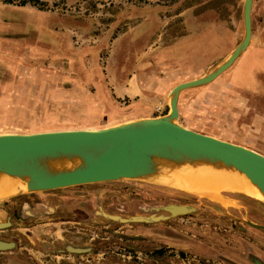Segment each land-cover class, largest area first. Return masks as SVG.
Listing matches in <instances>:
<instances>
[{
	"label": "rangeland",
	"instance_id": "374dc122",
	"mask_svg": "<svg viewBox=\"0 0 264 264\" xmlns=\"http://www.w3.org/2000/svg\"><path fill=\"white\" fill-rule=\"evenodd\" d=\"M18 1L0 0V134L162 115L170 88L209 72L243 31V0ZM177 110L178 124L264 155V0L251 2L246 48L182 89ZM158 178L0 194V264H264L254 187L205 198ZM168 204L187 211L162 217Z\"/></svg>",
	"mask_w": 264,
	"mask_h": 264
},
{
	"label": "water",
	"instance_id": "95a60500",
	"mask_svg": "<svg viewBox=\"0 0 264 264\" xmlns=\"http://www.w3.org/2000/svg\"><path fill=\"white\" fill-rule=\"evenodd\" d=\"M252 0L242 1L243 31L239 42L209 72L176 83L167 94L168 109L162 115L133 120L96 129L68 128L0 134V171L27 176L26 191L118 179H149L161 174L164 160L205 159L229 164L240 170L264 193V155L240 144L197 132L178 124V93L213 80L246 48L250 39ZM69 153L80 163L70 169L46 173L36 166L42 156ZM264 205L262 202H259ZM177 207H185L184 211ZM185 205L168 204L161 216L183 213ZM131 220H146L132 217ZM248 224L263 228L261 225ZM257 264H263L255 259Z\"/></svg>",
	"mask_w": 264,
	"mask_h": 264
},
{
	"label": "bare ground",
	"instance_id": "6f19581e",
	"mask_svg": "<svg viewBox=\"0 0 264 264\" xmlns=\"http://www.w3.org/2000/svg\"><path fill=\"white\" fill-rule=\"evenodd\" d=\"M135 78L131 79L130 82V88H132V90L136 87ZM84 128L96 129L94 127ZM35 163L42 171L53 173L61 169H70L76 166L80 163V159L73 154L58 153L53 156L45 155L38 157ZM159 171L161 173L159 176L161 177L158 178V182L167 187L192 194L193 196L208 198L219 195L222 191L239 193L245 190L248 192L251 190L254 191L255 189L258 195L264 199L262 190L254 182H251L240 170L232 165L222 164L217 160H164L160 163ZM27 179V176L8 174L0 171V194H16L17 192L26 191ZM259 201L264 204V200L261 199ZM177 208L181 209V211L185 210V207Z\"/></svg>",
	"mask_w": 264,
	"mask_h": 264
},
{
	"label": "trees",
	"instance_id": "16d2710c",
	"mask_svg": "<svg viewBox=\"0 0 264 264\" xmlns=\"http://www.w3.org/2000/svg\"><path fill=\"white\" fill-rule=\"evenodd\" d=\"M6 2H10V0H5ZM25 3H29V4H32V5H35L37 6L38 8H42L44 7L45 3L41 0H19L18 1V4L19 5H24Z\"/></svg>",
	"mask_w": 264,
	"mask_h": 264
},
{
	"label": "crops",
	"instance_id": "0c3cea01",
	"mask_svg": "<svg viewBox=\"0 0 264 264\" xmlns=\"http://www.w3.org/2000/svg\"><path fill=\"white\" fill-rule=\"evenodd\" d=\"M135 80H136V78H135ZM136 85H137V83H136ZM139 88H137V86L132 90V88H131V91L130 92H132L133 93V91H139L138 90ZM115 96L116 97H129V94L127 93V92H125V91H120V92H115ZM73 126V125H72ZM72 126H65V127H60V128H67V127H72ZM54 129V128H53Z\"/></svg>",
	"mask_w": 264,
	"mask_h": 264
}]
</instances>
